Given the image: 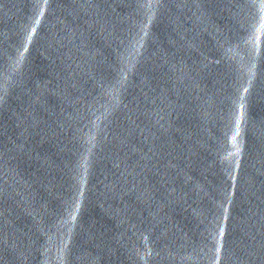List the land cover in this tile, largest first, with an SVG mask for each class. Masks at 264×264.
<instances>
[{
	"label": "water",
	"instance_id": "95a60500",
	"mask_svg": "<svg viewBox=\"0 0 264 264\" xmlns=\"http://www.w3.org/2000/svg\"><path fill=\"white\" fill-rule=\"evenodd\" d=\"M0 264H264V0H0Z\"/></svg>",
	"mask_w": 264,
	"mask_h": 264
}]
</instances>
